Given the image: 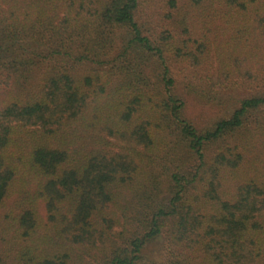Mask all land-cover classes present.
<instances>
[{
	"label": "trees",
	"instance_id": "trees-1",
	"mask_svg": "<svg viewBox=\"0 0 264 264\" xmlns=\"http://www.w3.org/2000/svg\"><path fill=\"white\" fill-rule=\"evenodd\" d=\"M0 264H264V0H0Z\"/></svg>",
	"mask_w": 264,
	"mask_h": 264
},
{
	"label": "rangeland",
	"instance_id": "rangeland-1",
	"mask_svg": "<svg viewBox=\"0 0 264 264\" xmlns=\"http://www.w3.org/2000/svg\"><path fill=\"white\" fill-rule=\"evenodd\" d=\"M183 66V65H182ZM181 68V66H178L177 69ZM242 89V88H241ZM242 97L245 95L249 94V91H246L244 89L239 90ZM229 95L232 94V92L228 93ZM227 101H225L222 106H219L216 109H212L211 106H206V107H199V106H190L188 108V111L190 113H192V118L194 119V121H196L195 123L197 125L204 126L206 123L210 122V121H214L217 118L220 117H226L228 116V113H230V111L232 110V107L234 106V101H229V98H226ZM158 243H162V239L158 240Z\"/></svg>",
	"mask_w": 264,
	"mask_h": 264
}]
</instances>
